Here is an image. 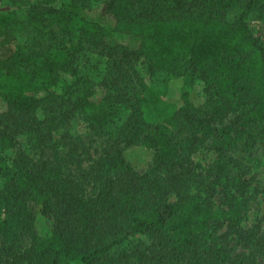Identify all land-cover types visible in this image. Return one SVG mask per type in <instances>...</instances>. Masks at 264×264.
Instances as JSON below:
<instances>
[{
  "label": "trees",
  "instance_id": "trees-1",
  "mask_svg": "<svg viewBox=\"0 0 264 264\" xmlns=\"http://www.w3.org/2000/svg\"><path fill=\"white\" fill-rule=\"evenodd\" d=\"M100 6L109 21L87 17L90 6L81 0H37L24 21L0 14L6 107L0 113V264H121L111 251L135 238L128 264H264V211L259 216L257 208L263 188L247 179L220 180L195 162L191 154L201 141L193 138L184 150L175 136L183 110L117 134L104 149L109 173L100 172L91 189L58 159H35L24 145L33 139L31 121L40 123L38 134L50 128L44 126L49 119L37 117L43 102L37 91L69 93L62 82L76 76L75 53L47 29L56 23L79 44L128 63L144 59L151 75L185 62L206 84L211 119L223 121L215 134L226 146L218 150L226 152L233 135L254 133L262 141L251 143V156L264 159V38L247 21L256 7L264 14V0H101ZM235 9L240 13L230 21ZM29 31L28 47L20 45L18 35ZM97 96V88L77 90L70 112L60 117L83 113L103 126L108 114ZM127 151L138 158L149 153L147 168L135 169ZM195 186L199 191H190ZM13 219L27 244L12 234Z\"/></svg>",
  "mask_w": 264,
  "mask_h": 264
},
{
  "label": "rangeland",
  "instance_id": "rangeland-1",
  "mask_svg": "<svg viewBox=\"0 0 264 264\" xmlns=\"http://www.w3.org/2000/svg\"><path fill=\"white\" fill-rule=\"evenodd\" d=\"M100 1L81 0L90 6L85 15L102 22L109 21L110 19L103 15ZM36 2L37 0H0V14H10L17 20L24 21L27 11L31 9L29 7ZM239 13V9L231 11L230 21H235ZM247 21L253 35L264 38V14L258 7L249 12ZM47 29L53 32L60 47L75 53L73 64L76 76L66 77L62 82V86H70L69 93H65L64 88L57 92L42 89L37 91V96L43 99L37 117L40 120L49 119L44 126L50 128H43L38 134L34 130H37L40 123L36 121L38 123L36 125L31 121L27 132H32L33 139L24 142L31 157L58 159L84 182L87 189H91L96 185L94 183L99 179L100 172L102 175L109 173V162L105 160L104 149L112 144L117 134L128 127L140 126L138 123L169 121L172 113L183 110L186 114L176 119L175 136L179 146L184 150L189 148L193 138L201 141L200 145L193 148L194 153L191 154L195 162L201 167H208V170L219 176L220 180L247 179L252 187L261 185L260 188L264 190V159L251 156L250 151L251 143L262 139L254 133L236 134L231 137L226 152L218 150L226 146V142L218 140L215 134V129L221 127L223 121L211 119L213 103L206 91V84L190 72L185 62L151 75L144 59L128 63L107 55L88 42L79 44L76 37L69 39L63 24L54 23ZM33 33L18 35V43L26 46L27 35L32 36ZM113 42L128 44V41L123 39H114ZM31 62L34 63L33 60ZM87 86L97 88L96 100L104 97L103 110L108 114V120L103 126L88 121L83 113L77 114L70 121L60 117V113L70 112L77 90H84ZM75 88L78 89L73 92ZM5 109L0 102V113ZM40 136L48 144L47 148L40 147ZM213 150H216L215 153ZM126 158L135 169L144 170L151 160V155L146 152L138 158L131 156L127 151ZM115 173L117 172L113 169L110 172ZM2 185L0 179V189ZM190 191L196 192L199 189L195 186L191 187ZM262 194L264 193L258 197L259 216H262L264 211ZM11 224L12 234L17 241L27 244L29 236L18 229L17 220H11ZM37 228L41 231L39 222ZM135 244H138L137 238L124 240L113 248L111 259L128 264V259H134L132 253Z\"/></svg>",
  "mask_w": 264,
  "mask_h": 264
}]
</instances>
